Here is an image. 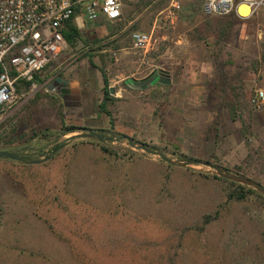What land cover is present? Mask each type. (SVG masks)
I'll list each match as a JSON object with an SVG mask.
<instances>
[{"label":"rangeland","instance_id":"obj_1","mask_svg":"<svg viewBox=\"0 0 264 264\" xmlns=\"http://www.w3.org/2000/svg\"><path fill=\"white\" fill-rule=\"evenodd\" d=\"M143 3L80 29L39 88L0 113V151L34 158L0 159V264H264L261 193L243 186L247 198L230 200L240 184L214 169L137 148L264 187V105H249L264 92V5L232 19L205 15L201 0ZM226 21L218 41L212 24ZM136 31L154 47L134 48ZM156 72L171 84L124 83ZM103 74L113 127L99 107ZM68 127L78 130L62 135Z\"/></svg>","mask_w":264,"mask_h":264},{"label":"built area","instance_id":"obj_2","mask_svg":"<svg viewBox=\"0 0 264 264\" xmlns=\"http://www.w3.org/2000/svg\"><path fill=\"white\" fill-rule=\"evenodd\" d=\"M207 16L239 15L241 4L249 8V15L264 0H201ZM125 0H0V113L10 110L16 103L17 87L32 82L56 61L66 49L62 35L65 24L73 20L78 29L89 24L118 21ZM248 15V16H249ZM152 33L133 32L131 42L139 50L154 47ZM31 83V92L36 90ZM253 110L264 105V92L256 90L249 99Z\"/></svg>","mask_w":264,"mask_h":264},{"label":"trees","instance_id":"obj_3","mask_svg":"<svg viewBox=\"0 0 264 264\" xmlns=\"http://www.w3.org/2000/svg\"><path fill=\"white\" fill-rule=\"evenodd\" d=\"M131 0H125L124 4L127 2H129ZM141 2L143 3V0H141ZM144 6H147L148 5V2H144L143 3ZM123 13V12H122ZM230 18L232 19H235V17L232 15L229 16ZM210 24V22H206V25L208 26ZM216 25H213V30H214V34L216 35V38L218 41H222V40H225V38L227 37L228 35V32L232 26V22H229V21H226L225 23H223L222 25V22H216L215 23ZM62 35L66 41V43L70 46H73L77 40H81L83 41L82 39V36H81V31L80 29H78L74 23L73 20H70L68 21L63 30H62ZM262 59L264 60V56L262 57ZM103 81H104V89H103V93H104V99H103V102L100 104V111L102 113H104L108 118H109V124L111 127H113V120L111 118V114L109 113V111L106 109V102L109 99V95H110V89L107 87V79L105 77V75L103 74ZM32 82H38V83H41L42 82V79H40L37 75L34 76V80ZM32 82H23L21 84V86L17 87V93H21V91L24 89V91H27L29 90L30 86H31V83ZM21 88H23L21 90ZM78 129L75 128V127H68L66 129H63L61 131V134L62 135H67V134H72L74 133L75 131H77ZM60 145H57L53 150L54 151H57L60 149ZM145 147L147 148V146L145 145ZM149 148V147H148ZM104 153H106L107 155H110V151L108 149H104L102 150ZM9 153V152H8ZM15 156V158H18L21 162L25 163V164H28V163H32L34 162V158H32L30 155L29 157H17V155H15V153H11ZM186 159V161L188 162V164H191L193 162H197V164L201 163L199 161H196L195 159H192V158H186L185 156H182ZM182 161H185V160H182ZM236 174V173H235ZM236 175H239V176H243L245 177L244 175H241V174H236ZM231 185H236L235 183L233 182H229ZM258 183V182H257ZM238 190H235L231 193L228 194V199H232V200H235V201H244L247 196H248V193L251 192V190H247V191H244V187L241 186V185H236ZM211 220L210 217H206L204 219V222L207 224L209 221Z\"/></svg>","mask_w":264,"mask_h":264},{"label":"water","instance_id":"obj_4","mask_svg":"<svg viewBox=\"0 0 264 264\" xmlns=\"http://www.w3.org/2000/svg\"><path fill=\"white\" fill-rule=\"evenodd\" d=\"M124 83H125V85H127L129 88H132V89H146V88H148L152 85H155V84L162 85V86H169L171 84V80L168 77L161 75V74H158L156 72V73H153L151 76H149L148 78H146L142 81L127 79L126 81H124ZM110 93H112V92L110 91ZM93 135L96 136V134L90 132V133H87L84 135H77L73 138H88V137H91ZM137 148H139L140 150H143L149 154H156L161 159H163L164 161H166L167 163H169L171 165H178V166L188 165V163H186V162L175 163V162H172L168 159H165L161 152L152 151V150L144 147L143 145H140ZM3 158L14 160L15 156L11 153H8L7 151H0V159H3ZM46 159L47 158H44V159L40 160L38 163H42V162L46 161ZM191 164H197V162H193ZM200 164L214 169V171L218 177L223 178V179L228 180V181H231V182H234V183H237V184H240L242 186H247L249 188H252L253 190L258 191L259 193H261L264 196V187H262L259 183L255 182L249 178L243 177V176L227 173V172L223 171L222 169L215 167V166H212L210 163H207V162H203Z\"/></svg>","mask_w":264,"mask_h":264},{"label":"bare ground","instance_id":"obj_5","mask_svg":"<svg viewBox=\"0 0 264 264\" xmlns=\"http://www.w3.org/2000/svg\"><path fill=\"white\" fill-rule=\"evenodd\" d=\"M237 11H238L239 15H241L243 17H248V15H249V8L245 4H241L238 7Z\"/></svg>","mask_w":264,"mask_h":264}]
</instances>
